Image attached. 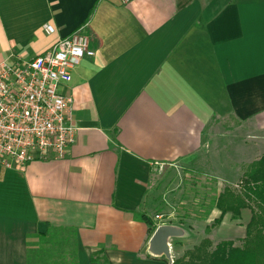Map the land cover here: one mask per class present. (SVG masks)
Returning a JSON list of instances; mask_svg holds the SVG:
<instances>
[{
	"label": "crops",
	"instance_id": "0c3cea01",
	"mask_svg": "<svg viewBox=\"0 0 264 264\" xmlns=\"http://www.w3.org/2000/svg\"><path fill=\"white\" fill-rule=\"evenodd\" d=\"M84 22L95 55L58 88L74 142L61 159L0 167V264H27L39 234L63 247L68 230L77 264H168L148 252L162 225L146 212L153 171H200L219 194L264 155V0H0V63L29 61ZM220 214L177 225L172 260L206 238L241 245L250 209L206 234Z\"/></svg>",
	"mask_w": 264,
	"mask_h": 264
},
{
	"label": "built area",
	"instance_id": "2783aa9c",
	"mask_svg": "<svg viewBox=\"0 0 264 264\" xmlns=\"http://www.w3.org/2000/svg\"><path fill=\"white\" fill-rule=\"evenodd\" d=\"M127 4L131 0H120ZM87 23L29 61L12 56L0 63V167L24 168L48 152L63 158L75 139L71 98L58 92L71 80L72 70L95 52ZM55 32L53 26L44 28ZM161 224L160 215L154 217Z\"/></svg>",
	"mask_w": 264,
	"mask_h": 264
},
{
	"label": "trees",
	"instance_id": "16d2710c",
	"mask_svg": "<svg viewBox=\"0 0 264 264\" xmlns=\"http://www.w3.org/2000/svg\"><path fill=\"white\" fill-rule=\"evenodd\" d=\"M237 185L225 186L219 194L203 198L198 218H205L213 208L220 211V217L205 228L207 234L226 213L236 219L242 209H250L252 215L241 245L222 241L212 250V243L206 238L173 264H264V155L249 166ZM140 217L150 224L145 216ZM151 225L154 231L156 226ZM26 246L27 264H77L75 235L71 230L66 232L63 247L51 246L47 236L41 234L29 237Z\"/></svg>",
	"mask_w": 264,
	"mask_h": 264
},
{
	"label": "rangeland",
	"instance_id": "374dc122",
	"mask_svg": "<svg viewBox=\"0 0 264 264\" xmlns=\"http://www.w3.org/2000/svg\"><path fill=\"white\" fill-rule=\"evenodd\" d=\"M150 186L146 212L160 215L166 223L184 227L201 221L198 213L203 198L217 195L219 188L213 177L175 166L154 170Z\"/></svg>",
	"mask_w": 264,
	"mask_h": 264
},
{
	"label": "water",
	"instance_id": "95a60500",
	"mask_svg": "<svg viewBox=\"0 0 264 264\" xmlns=\"http://www.w3.org/2000/svg\"><path fill=\"white\" fill-rule=\"evenodd\" d=\"M184 236V230L181 227L162 224L155 228L149 243L148 252L152 256H164L168 264H173L170 254L169 240L181 238Z\"/></svg>",
	"mask_w": 264,
	"mask_h": 264
}]
</instances>
